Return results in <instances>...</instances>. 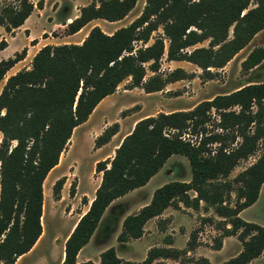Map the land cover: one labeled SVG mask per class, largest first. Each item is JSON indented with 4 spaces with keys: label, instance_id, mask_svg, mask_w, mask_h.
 Here are the masks:
<instances>
[{
    "label": "trees",
    "instance_id": "trees-1",
    "mask_svg": "<svg viewBox=\"0 0 264 264\" xmlns=\"http://www.w3.org/2000/svg\"><path fill=\"white\" fill-rule=\"evenodd\" d=\"M42 1L37 0L35 7L40 9ZM134 3L93 0L78 7L77 15L66 24V34L92 19L120 20ZM32 9L30 0L1 5L0 27L11 33ZM158 28L161 34L151 36ZM262 29L264 0H144L140 13L128 24L109 34L94 25L80 43L45 44L31 57L29 68L7 76L0 88V264H13L42 235L45 179L72 137V129L84 122L122 80H129V89L137 87L151 93L193 76L180 67L161 74L162 57L193 64L200 69L201 79H211L216 69ZM204 40L206 46H195ZM5 46L6 41L0 38V50ZM24 54L22 48L12 57L0 59V80ZM263 60L264 47L254 46L240 62V70L247 71ZM146 70L151 75L145 78ZM211 109L218 117V129L234 131L230 141L240 138L234 146L226 145L227 135L206 131ZM117 129L116 122L103 128L93 139L94 147L106 143ZM213 143L217 146L209 148ZM258 144L263 150L254 162L230 181L220 180ZM173 154L187 160L189 180L169 181L155 188L147 204L123 217L116 241L139 238L143 224L168 206L180 202L196 208L202 201L225 221L220 236H235L240 243L239 251L220 264H247L258 257L264 249V227L242 220L238 213L256 200L264 182V80L202 100L188 110L157 112L135 121L112 157L95 162L100 181L87 209L63 242L60 264H75L76 253L87 243L109 203L144 185ZM63 181L60 177L53 182V199L59 198ZM188 191L194 194L190 196ZM231 191L233 205L229 204ZM73 193L71 185L69 195ZM192 239L190 235L188 249ZM215 246L217 249L220 242ZM178 254L174 248L150 247L140 261H121L113 247H108L99 253L96 263L86 260L78 264H150L156 259H175ZM195 264L210 263L200 257Z\"/></svg>",
    "mask_w": 264,
    "mask_h": 264
},
{
    "label": "rangeland",
    "instance_id": "rangeland-1",
    "mask_svg": "<svg viewBox=\"0 0 264 264\" xmlns=\"http://www.w3.org/2000/svg\"><path fill=\"white\" fill-rule=\"evenodd\" d=\"M12 1L14 0H0V6ZM30 1L35 4L37 0ZM84 1L89 3L93 0H46L41 16L36 17V14H34L30 19L32 27L36 29L43 27L49 32H44L40 35L43 39L47 37L46 40L41 41V44L78 42V40H75L76 36L66 34V27L64 26L58 24L53 30H50V23H59L60 20L63 19L60 15V10H62V14L64 11H68V9H71L72 12H74L76 11V8H78V4ZM143 5L144 0H135L133 7L122 19L113 22H108L102 19L94 20L91 23H88L87 27H85L81 33L84 34L86 28L91 24H95L103 32H112L116 28L124 26L134 19L140 13ZM248 6L251 7L252 4L250 3ZM26 32L27 31L24 33L26 34ZM230 33L231 29L228 31V35H230ZM10 34L14 35V31L6 33L0 27V38H8ZM158 34H161L159 28L155 32H152L151 36H156ZM22 37V32L17 33L15 43L20 41ZM150 41L151 39L149 42ZM206 44L207 40H204L195 46H206ZM257 45L264 47V29L256 33L242 49L225 63L222 68L216 69V75L211 79H201L199 75L200 69L193 64L184 62L182 63L184 64V67L180 68H183L188 73H193V76L191 78L167 83V86L165 85L160 91L145 93L137 87L129 89V80H122L116 87L115 91L104 97L99 103L90 122L83 126L80 125V127L74 132V135H72L70 141H68L60 158V161L63 162L64 168L60 171L55 169L50 172L45 179L43 183V211L41 218L42 234L44 236L42 235L43 237L38 243L36 249L28 256L22 258L18 264L58 263L61 248L60 240L67 234L71 221L78 216V213H80L81 210H83V205L80 201L82 197H74V193L73 195H69L70 186L73 185L75 191L78 179L79 192L83 190L88 196L90 195L92 188L95 186L93 183V186L90 188L88 180V171L91 167V160L96 158V156H94V151H92V141L94 138H92V134L88 132V129L97 128L103 120L104 122L108 120L110 124L113 122L118 124V132L109 145V152L103 155L104 159H109L110 155H112V149H114L116 144L115 140L118 141L119 139H122V137L131 130V127L134 125L137 118L143 115L163 112L166 111L167 108L188 110L202 100L210 99L218 94L229 93L248 83L263 81L264 60L247 71L240 70V62L243 60L247 52ZM24 64L25 62L23 63V66L16 65L7 70L4 74V78L0 80V88L4 79L16 69L24 68ZM176 67H178V65L166 61L164 60V57H162L159 64V72L165 74ZM149 75H151V72L146 70L145 78ZM141 107L142 109L140 113L137 115H131V113L139 110ZM232 109L237 111V107H232ZM209 114V119L205 123V129L207 132H220L227 135L225 143L228 147H232L240 141L239 137H235L233 141H230L229 136L231 133H234V131H222L218 129L216 125L218 121L216 113L211 109ZM249 130H251V127ZM184 137L186 138L185 135ZM188 137L192 141L197 140L194 136ZM215 146H217V144L213 143L209 145V148L213 149ZM262 150V146L258 144L253 153L246 158L239 160L227 177L220 178V180L230 181L238 172L254 162ZM75 163L77 166V179L76 175L73 174V164ZM165 168H171L174 179L189 180L190 170L187 160L183 156L178 154L171 155L167 160ZM165 173V171H161V173L153 177L144 190L149 191L151 188L152 190L156 188L155 183L164 179ZM60 177H64V181L59 190V198L53 199L51 186L53 182ZM188 194L192 196L194 193L188 191ZM234 200V193L231 191L229 193V204L233 205ZM130 203L133 204L135 202ZM126 205L127 204L119 205V207L105 213L93 236V238L97 235L98 237L94 240L92 238L91 241L85 244L82 251V254L88 256L89 260L97 262L99 259V253L108 247H113L116 256L120 258L121 261H140L144 258L145 252L148 248L168 247L174 248L179 252L177 258L156 259L150 264H195L196 260L202 257V254L208 256L207 260L210 264H220L235 255L240 249V243L235 236H220L221 226L225 221L213 212L212 207L206 205L202 201L198 202L196 208L182 206L183 209L175 210L168 207L167 212H174L172 213L173 215H166V213H164L163 217H158L153 223L147 224L144 236L141 239H128L125 242H118L116 241V235L120 229L116 228V225L128 212L123 211ZM69 211L70 214L75 216L71 219L70 223L65 218V215ZM238 214L242 220L264 227V182L260 185L256 200L250 206L242 209ZM109 216L110 219L106 223ZM104 223H106V225H104ZM103 225L105 229L107 228L106 231H104ZM225 227H229V225L225 224ZM190 235L193 236V239L191 240L192 248L188 249L187 243L190 241ZM218 241L220 242V246L215 249V245ZM218 249L219 251H215ZM247 264H264V251L262 250L258 257L252 259Z\"/></svg>",
    "mask_w": 264,
    "mask_h": 264
},
{
    "label": "crops",
    "instance_id": "crops-1",
    "mask_svg": "<svg viewBox=\"0 0 264 264\" xmlns=\"http://www.w3.org/2000/svg\"><path fill=\"white\" fill-rule=\"evenodd\" d=\"M45 1H46V0H44V1L42 2V7H41L40 9L36 8L35 5H34V3H33V9H32V11L30 12V14L24 19L23 23H22L20 26H18V27H16V28L12 29V32L14 31V35H13V34H10L8 38H7V37L4 38V40L6 41V46H5L3 49L0 50V59H6L7 57H12V55H13L15 52H19L22 48H25V54H26V55L24 54V57H23L22 59L18 60L17 62H15V63H14L9 69L15 67L16 65H22V66H23V63H24V62H25V64H24L25 67H24V68H25V69L29 68V64H30L31 57L34 55V53H35L40 47H42L43 45H45V43H42V44H41V41L46 40L47 37H45V38L43 39V38L40 37V35H41L42 33H44V32H46V33H49V32H48L45 28H43V27H40V28L36 29V28L32 27V25L30 24V19H31L32 15L36 14V17H40V16H41V12L43 11V9H44V7H45ZM86 4H88V2H86V1L81 2L80 4H78V7L83 6V5H86ZM35 9H36V11H35ZM61 9H62V8H61ZM61 12H62V10H60V15L62 16L63 19L60 20L59 23H57V22L50 23V30H53V29L56 27V25H58V24L61 25V26L66 27V24H67L71 19H73V18L77 15V13H78V8H76V11H74V12H72L71 9H68V11H64L63 14H62ZM94 20H97V19H92V20L88 21V22H87L86 24H84L79 30H77L76 32L72 33V35L76 36L75 40H78V42H72V43H80V42H81V40H82V39L85 37V35L87 34L88 30H89L92 26H94L95 24H91L88 28H86V32H85L84 34H82L81 31H82L83 29H85V27H87V24H88V23H91V22L94 21ZM1 29H2V28H1ZM2 30H3V29H2ZM3 31H4V30H3ZM25 31H27L26 34L24 33ZM101 31H102V30H101ZM4 32H5V31H4ZM19 32H22V33H23V37H22V39H21L20 41H18L17 43H15V37H16V34L19 33ZM104 33L109 34V33H111V32H104ZM70 35H71V34H70ZM83 35H84V36H83ZM28 55H29V56H28ZM169 62H171V63H175V65H178V67H184V64H182V63H184L185 61H169ZM185 63H188V62H185ZM188 64H190V63H188ZM9 69H8V70H9ZM20 69H22V68L16 69V70H15L14 72H12L11 74L15 73L16 71H18V70H20ZM11 74H10V75H11ZM8 76H9V75H8ZM166 86H167V85H166ZM155 92H156V91H155ZM109 95H110V94H109ZM107 96H108V95H107ZM105 97H106V96H105ZM103 99H104V98H102V99H101V100L95 105V107L92 109V111H91L90 114L87 116V118H86V120H85L84 122L80 123L79 125L75 126V127L72 129L70 136L74 135V132L80 127V125L83 126V125H86V124H88V123L90 122L91 117H92V115H93V113H94L96 107L99 105V103H100ZM190 108H191V107H190ZM190 108H189V109H190ZM141 109H142V107H141L139 110H137V111L131 113V115H137L138 113H140ZM187 109H188V108H187ZM178 110H185V109H172V108H167L166 111H163V112H164V113H168V112L178 111ZM149 115H154V113H153V114H148V115H143V116L137 118L135 121H137V120L140 119V118H143V117L149 116ZM101 123H102V124H101ZM101 123H100V125H99L97 128H94V129L90 128V129H88V132L92 134V138H95L98 134L101 133V131L103 130V128H105L106 126L110 125V122H109L108 120L105 121V122H104V120H103ZM132 127H133V125H132ZM132 127H131V129H132ZM118 128H119V126H118ZM117 132H118V129H117V131H116V132L110 137V139H109L106 143H104L103 145H100L99 147H94V145H93V141L91 140V141H92V147H93V150H92V151H94V154H95L94 156H96V158H95L94 160H91V167H90V169H89V171H88L89 187L91 188V187L93 186V183L95 184V186H94V188H92V190H91L89 196H88L83 190H82L81 192H79V181H78V179H77V166H76V163L73 164V174L76 175V179H77L76 189H75V191H74V195H73V196H74V197H77V198H78V197H79V198L83 197V198L85 199V202H84V203H81V204L83 205V210H81L80 213H78V216H77L76 218L73 219V217H75V216H73L72 214H70V211L65 215V218L68 220L69 223H70L71 219H73V220H72L71 223H70L71 225H70V228H69L67 234H66V235L60 240V246H61V248H60V256H59V260H58V263H57V264H60V263H61V260H62V257H63V242H64V240L66 239V237H67V235L69 234V232L72 230V228H73L75 222L78 220V218H79V217L85 212V210L87 209V207H88V205H89L91 199L93 198L94 190H95V188L97 187V185H98V183H99V181H100V172H96V171L94 170L95 162L100 161V160H104V156H103V155H105V153L109 152V149H110V148H109V145H110V143L113 141L114 137L117 135ZM129 132H130V131H128V133H129ZM69 139H71V138L69 137ZM69 139H68V141H70ZM120 141H121V139H119L118 141L115 140L116 144H115L114 148L117 147V145L119 144ZM115 142H114V143H115ZM113 151H114V149H112V153H111L112 155H113ZM62 152H63V151H62ZM62 152L60 153V155H59V157H58V161H57V163H56V165H58V163L60 162L59 165H58L57 167H55L56 165H54V166L52 167V168H53L52 171H54L55 169H58V171H60L61 169L64 168V167H63V162L60 161V158H61V156H62ZM112 155H110L109 159L112 157ZM173 155H174V154H173ZM168 158H169V157H168ZM168 158L166 159V161L164 162V164L161 166V168H160L156 173H154V174H153V175L147 180V182H146L144 185H142V186H140V187H137V188H135V189H132V190L128 191L127 193L123 194V195L120 196V197H117L116 199L112 200V201L109 203V205L104 209L102 215L100 216V219H99V221H98V223H97V225H96L94 231L92 232L90 238L88 239L87 243H88L89 241H91V239L93 238V236H94V234H95V231H96L97 227L99 226L100 222L102 221V218L104 217L105 213H107V211L110 212V211H112L114 208L119 207V205L127 204V205L125 206L124 210H123V211H128V212L126 213V215H127V214H130V213H134V212L137 211L141 206L147 204V203L149 202L150 197H151V194H152V192H153V190H154L155 188H154L153 190H152V188H151V190H149V191H145L144 189H145L146 185L149 183V181H150L151 179H153V177H155L156 175H158L159 173H161V171H165V172H166V173H165V178H164V179H161L160 181H157V183H155L156 188L159 187V186H161L162 184H164V183H166V182L176 180V179H174V177L172 176V175H173V171L171 170V168H165ZM54 167H55V168H54ZM52 168H51V169H52ZM52 171H51V172H52ZM63 175H64V174H63ZM177 181H185V182H187L188 179H187V180H177ZM130 202H135V203L132 204V203H130ZM182 206H183V205H182L180 202H178V203H177V206H175V207H174V206H168V207H171V208H173V209H175V210H178V209H183ZM168 207H166V208L161 212L160 215L148 219V220L143 224V227H142V229H143L142 235H141L139 238H136V239H133V240H139V239H141V238L144 236L145 229H146V228H145L146 225H147V224H151V223H153V221H154L155 219H157L158 217H159V218L163 217L164 213H166V215H167V214H171V215H173L172 213H174V212H167V208H168ZM184 207H185V206H184ZM187 208H188V207H187ZM123 211H121V212H123ZM121 212H119V213H121ZM240 212H241V211H240ZM240 212H239V213H240ZM74 214H75V212H74ZM76 215H77V214H76ZM238 215H239V214H238ZM122 219H123V218H122ZM122 219L119 220V222H118L117 225H116V228H119V229H120V225H121V221H122ZM40 233H41V232H40ZM42 233H43V232H42ZM42 233H41V234H42ZM44 234H45V231H44ZM42 235H43V234H42ZM42 235L40 236V234H39V236H40V237L38 236L39 239H38V238L36 239V241L33 243V245L31 246V248H30L27 252H25V253L19 255V256L15 259V261H14L13 264H18L19 261H20L22 258H24L25 256H28L29 254H31V253L36 249V247L38 246V243L41 241L42 237L44 236V235H43V236H42ZM97 237H98V235L95 236V237L93 238V240L96 239ZM87 243H86V244H87ZM84 247H85V245H83V246L78 250V252L76 253V256H75V264H78V263H80V262H82V261L89 260L88 256H86L85 254H82V251H83ZM103 250H104V249H103ZM215 251H219V249H218V250H215ZM263 251H264V249H263ZM202 257L208 259V256L205 255V254H202ZM90 261H91V260H90ZM92 262H93V261H92ZM95 263H96V262H95Z\"/></svg>",
    "mask_w": 264,
    "mask_h": 264
}]
</instances>
